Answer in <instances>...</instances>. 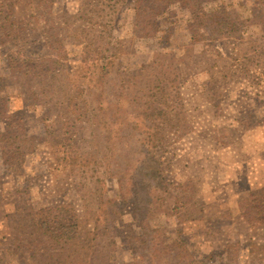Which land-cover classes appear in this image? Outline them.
Listing matches in <instances>:
<instances>
[{
	"label": "rangeland",
	"instance_id": "obj_1",
	"mask_svg": "<svg viewBox=\"0 0 264 264\" xmlns=\"http://www.w3.org/2000/svg\"><path fill=\"white\" fill-rule=\"evenodd\" d=\"M140 238L264 264V0H0V264H128Z\"/></svg>",
	"mask_w": 264,
	"mask_h": 264
},
{
	"label": "trees",
	"instance_id": "obj_2",
	"mask_svg": "<svg viewBox=\"0 0 264 264\" xmlns=\"http://www.w3.org/2000/svg\"><path fill=\"white\" fill-rule=\"evenodd\" d=\"M113 67V64L111 61H107L106 63L102 65L96 66V72H98L99 75V81L100 83L107 78V76L110 73V69ZM88 87V88H87ZM86 90L88 94H90L93 98H99L101 97V90L100 85L93 84L91 86H87ZM94 89L99 90L97 94H94ZM95 110L99 112L107 111L108 108L103 106L102 103H98L95 107ZM103 117H105V113H102ZM167 122H170V120H166ZM90 124L92 127H96L99 129L97 131L101 132H107V124L104 123L101 119L96 120L95 116H92V119L90 118ZM101 136V135H100ZM106 138V137H105ZM108 138V137H107ZM106 138V139H107ZM98 139H100L98 137ZM22 152L17 153V158L20 159L23 157ZM104 158V155H102ZM95 156L92 154L88 157V160L95 163ZM107 161V160H106ZM157 173H159L158 170H155L154 172H149V178L151 179L154 177ZM152 199H148L147 203H151ZM107 200L102 199L98 205L97 210H99L104 204H106ZM116 201H110L109 204L113 205ZM45 210H40L39 212L35 213L30 218V225L34 232L39 233L41 235H45L49 238H54L58 240H62L64 243L69 244L70 246H78L81 250H87L89 248H92V244L97 240V234L94 232L86 231L84 227L80 225L79 220L76 218L74 213H68L64 214L60 217L53 215H44ZM109 214H114L113 211H109ZM109 220H112L109 218ZM98 221V220H97ZM81 229V231H80ZM81 235L82 238H78V236ZM90 235H93V237L89 238ZM139 239V238H138ZM139 243L142 244V246L139 248L138 251L132 252V259L133 261L128 264H191L190 262H187V255L184 254L182 256L180 253H175L173 256H171L170 259L166 257V251H163L161 249L155 248L154 245H150L149 254H146L145 249H148L147 246L149 245V242H146L140 238ZM97 244V243H96ZM95 244V245H96ZM144 251V252H143ZM162 252V256H160L159 253ZM101 254V251H99ZM98 262H104L105 259L102 258V256L98 255L97 258ZM144 261V262H143Z\"/></svg>",
	"mask_w": 264,
	"mask_h": 264
}]
</instances>
